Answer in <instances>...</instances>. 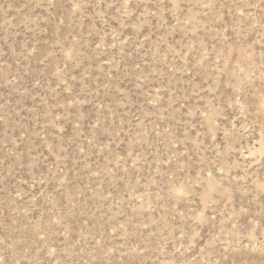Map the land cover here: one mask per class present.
Returning <instances> with one entry per match:
<instances>
[{"label": "rangeland", "instance_id": "374dc122", "mask_svg": "<svg viewBox=\"0 0 264 264\" xmlns=\"http://www.w3.org/2000/svg\"><path fill=\"white\" fill-rule=\"evenodd\" d=\"M0 264H264V0H0Z\"/></svg>", "mask_w": 264, "mask_h": 264}]
</instances>
